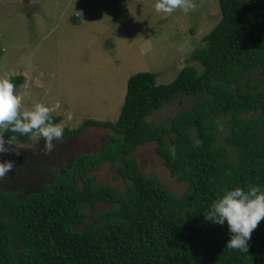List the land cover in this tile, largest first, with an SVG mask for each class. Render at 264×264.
Listing matches in <instances>:
<instances>
[{
    "label": "trees",
    "instance_id": "16d2710c",
    "mask_svg": "<svg viewBox=\"0 0 264 264\" xmlns=\"http://www.w3.org/2000/svg\"><path fill=\"white\" fill-rule=\"evenodd\" d=\"M219 10V22L190 56L201 72L185 65L168 84H157L153 72L132 74L115 122L63 128L62 138L87 126L106 128L109 142L95 153H79L21 198L1 192L0 264H264V219L241 252L225 246L226 225L203 218L223 190L264 187V0H219ZM254 69L262 80L244 81ZM9 77L15 87L23 82ZM181 94L199 103L174 115L169 127L150 124L152 113ZM248 111L255 116L245 119ZM219 116L228 117V133L217 147ZM5 135L20 143L29 139ZM149 142L156 143L167 174L187 185L181 194L140 171L130 156ZM104 163L115 169L123 190L96 182ZM100 203L113 207L81 229L88 219L84 209L93 213ZM5 216L14 217L11 226Z\"/></svg>",
    "mask_w": 264,
    "mask_h": 264
},
{
    "label": "rangeland",
    "instance_id": "374dc122",
    "mask_svg": "<svg viewBox=\"0 0 264 264\" xmlns=\"http://www.w3.org/2000/svg\"><path fill=\"white\" fill-rule=\"evenodd\" d=\"M194 2L196 7L187 14L179 9L164 14L155 11V0H0V30L5 34L3 41L8 47L0 59V76L4 71L21 69L26 75L43 81L45 89H38L36 80L25 78V81L23 78L31 89L24 109L30 108L35 102L40 103L43 95L48 94L45 96L48 103L43 104L53 114V103L49 101H60L62 109L72 114L73 122L83 123L93 117L105 121L114 116L115 119L108 120L115 121L123 103L126 79L132 74L156 71V82L168 84L185 65H194L198 72L202 71V67L190 60V56L195 49L203 46V37L216 26L221 13L219 0ZM33 14L34 17L30 18ZM248 78L257 82L262 80L257 69L246 73L243 80ZM26 83L19 88L20 92H24ZM94 96H103L104 101L98 103ZM198 101L195 100V103ZM167 103L170 102H165L164 111L177 109L174 104L167 106ZM103 105L105 109L101 113L98 106ZM242 116L249 119L255 114L248 111ZM227 120L228 117L221 116L214 119L216 126L220 127L215 130L220 139L216 143L217 147L228 133ZM103 133H92L90 130L79 137L83 139L75 148L73 143L67 144L71 147L70 151L72 148L84 150L87 145L95 146L100 138L104 139ZM58 144L60 149L55 147L45 154L46 158L35 169L21 164L22 156H18V168H13L14 171H10L6 179L0 180L2 190H7L8 186L18 188L22 184L27 193L39 189L40 186H34L33 183L39 177L44 180L50 178V164L53 166L57 163L60 153L67 148L66 144ZM152 146L154 149L155 144ZM147 147L138 154L136 151L142 172L157 176L175 195L184 192L187 185L169 176L162 161L150 149L151 145L149 149ZM228 150L234 149L228 146ZM56 168L61 173L60 167ZM98 172L96 182L123 190L124 184L116 179L118 175L115 169L103 164ZM112 207L100 203L93 213L89 207L85 208L88 219L80 228H85L96 213ZM5 218L11 226L14 217Z\"/></svg>",
    "mask_w": 264,
    "mask_h": 264
},
{
    "label": "clouds",
    "instance_id": "9594fccd",
    "mask_svg": "<svg viewBox=\"0 0 264 264\" xmlns=\"http://www.w3.org/2000/svg\"><path fill=\"white\" fill-rule=\"evenodd\" d=\"M196 7L194 0H155L157 13L171 14L177 9L187 14ZM50 109L39 102L21 111V97L15 92L11 77H0V154L19 155L22 147L20 137L42 138L44 150L51 152L56 141L62 139L64 129L54 123ZM15 161L0 160V178L13 170ZM204 220L216 225H226L229 239L225 246L246 252L247 241L258 223L264 219V187L251 185L246 190L241 187L225 189L208 205Z\"/></svg>",
    "mask_w": 264,
    "mask_h": 264
},
{
    "label": "crops",
    "instance_id": "0c3cea01",
    "mask_svg": "<svg viewBox=\"0 0 264 264\" xmlns=\"http://www.w3.org/2000/svg\"><path fill=\"white\" fill-rule=\"evenodd\" d=\"M34 15L35 14H33V15H31L30 16V18H33L34 17ZM39 15V14H38ZM4 36H5V34H3V31L2 30H0V59H2L3 57H4V54H5V52H6V50L8 49V47H7V45L4 43V41H3V38H4ZM2 39V40H1ZM6 58V57H5ZM179 71V70H178ZM2 75L0 76V77H9V76H22L23 78H24V80L25 81H27L28 80V78H32V79H34V80H36V84H38L37 86V88L38 89H40V88H43V89H45V85H43V81H41V80H39V79H37V78H34V77H31V75H26L25 73H24V71H21V69L20 70H17V71H13V72H2L1 73ZM155 74H156V77L158 76V72L156 73V71H155ZM25 78H27V80L25 79ZM125 78H127V77H125ZM126 80H128V79H126ZM105 82H108V80H106ZM23 83L25 84L26 82H24L23 81ZM23 83L22 84H20L19 86H16L15 87V92H16V94L17 95H19L20 97H21V111H23L24 110V107H23V105L28 101L27 99H28V97H29V94H30V87H28L27 85H28V83H26V87H25V90H24V92L22 93V92H20L19 91V88H22V85H23ZM42 84V86H39V84ZM125 82H122V84H124ZM127 83V82H126ZM157 83V82H156ZM158 84V83H157ZM123 90V89H122ZM125 93H126V88L124 87V92H123V101H124V96H125ZM46 95H48V94H45V95H43V98H41L40 99V103H42L43 104V102H46L45 101V96ZM120 95H122V93L120 94ZM94 98L96 99V101L98 102V103H102L101 101H104V98H103V96H94ZM121 98V97H120ZM186 99H187V101H186ZM198 98L197 97H195V96H186V95H183V94H181L180 96H177L175 99H173V101L172 100H169V101H166V102H170V103H167V106H169V104H174L175 106H176V110L175 111H164V109L166 108H163L164 107V104H165V102H164V104H163V106L161 107V108H159L158 110H156L154 113H152L149 117H148V121L150 122V124H152V125H155V126H160V125H165V126H170V122H171V118L174 116V115H176L177 113H179V112H181V111H185V110H189L190 108H192L193 106H195V105H197L198 103H199V101L197 102V104L195 103V100H197ZM122 100H120V102H121ZM172 101V102H171ZM50 102V104H52L53 103V107H52V110H54V114L53 113H51V111H50V115H52V116H57V117H60V121L58 122L60 125L63 123L64 125H61L63 128H68L69 130H75V129H78L83 123L82 122H73V118H72V114L70 115L66 110H64V109H62V106H61V104H60V101H57L56 103L54 102V101H49ZM184 102L186 103L185 105H184ZM46 103H48V102H46ZM123 104V103H122ZM182 106V107H181ZM99 107V109H100V111H101V113H103V111H104V109H105V105H103V106H98ZM122 107V106H121ZM179 107V108H178ZM121 110V109H120ZM171 112V113H170ZM119 114H120V112H119ZM119 114H118V117H119ZM118 117H117V119H118ZM116 117L114 116V117H108L105 121H101V122H111V121H109L108 119H115ZM116 119V120H117ZM87 120H95V121H99V120H102V119H100V118H98V117H93L92 119H87ZM115 120V121H116ZM115 121H112V122H115ZM215 122V121H214ZM217 128H218V130H219V128L220 127H218V125H217ZM91 130V132L93 133V132H104L105 133V138L103 139V138H100V140L96 143V145L95 146H92L91 144V146H86V148H84V150H81L80 151V153H95V152H97L100 148H101V146L104 144V143H107V142H109L110 141V138H111V136H112V132L110 131V130H108V129H106V128H102V127H94V126H87V127H85V129H83V130H81L77 135H75L74 137H70V138H64V139H61V140H59V141H56L55 142V147H59L60 145L58 144V143H60L61 142V144H66L67 145V148H71V147H69L68 146V144L67 143H69V142H72V143H74V144H80V142H81V140L83 139V138H81V139H79V137L82 135V134H86V133H88V131H90ZM103 133V134H104ZM171 137L172 136V134L171 133H168L167 135H166V138H168V137ZM218 136V135H217ZM33 139L34 138H30L26 143H28V145H31L32 144V141H33ZM66 141V143H65V141ZM25 143V144H26ZM70 145H71V143H69ZM152 144H155V146H154V149H152ZM86 144H84L83 146H85ZM150 145H151V147H150ZM146 146H148V147H150V149L151 150H153V152L156 154V152H155V148H156V143L155 142H149V143H146V144H143V145H140V146H138L136 149H134L132 152H131V154H130V156L132 157V158H134L135 160H136V162L138 163V167H139V169H140V171H142V169H141V165H140V162H139V159H138V157H137V154L140 152V151H142V150H145V148L144 147H146ZM147 147V148H148ZM66 148V149H67ZM59 149H60V147H59ZM149 149V148H148ZM72 150H73V148H72ZM136 151H137V154H136ZM148 153L150 154V150L148 151ZM159 158V157H158ZM160 160V159H159ZM104 164H106V165H109L110 166V164L109 163H104ZM103 166V165H102ZM157 177V176H156ZM120 181H121V179H120Z\"/></svg>",
    "mask_w": 264,
    "mask_h": 264
},
{
    "label": "flooded vegetation",
    "instance_id": "af4514ba",
    "mask_svg": "<svg viewBox=\"0 0 264 264\" xmlns=\"http://www.w3.org/2000/svg\"><path fill=\"white\" fill-rule=\"evenodd\" d=\"M257 70H258V73L260 74V70L259 69H257ZM170 111H173V110L171 109ZM62 139H64V138H62ZM26 142L20 143L22 145V147L17 149L20 152L19 155H15L13 153L0 154V158L4 156L2 158L3 160L11 159V160L15 161L14 170H16L18 168L16 166L18 164L17 163L18 162V156H19V158H20V156H22L20 159L21 164H23L25 166H29V168H33V169L38 168L40 166V164L43 162V159L45 157L44 155L47 153H50V152H46L44 150V140L42 138H39V139L34 138L31 145H28V143H26ZM65 143H66V141H65ZM69 143H72V142H69ZM73 145H75V146H73L74 148L76 147V145L78 146V144H74V143H73ZM80 151H81V149H79V148L73 149L71 151L69 148L65 149V151L60 153L59 161L57 163H55L53 166H51L52 164H50V166H49L50 167V171H49L50 178H48V180H44L41 177H39V178H37L36 182L33 183V185L34 186H40V188H41L43 186V184L49 182L52 179V175L55 172H57L56 166L60 167L61 170H62L63 166L69 167L73 158H75V156L78 155L80 153ZM71 153H73V154H71ZM65 154L66 155L68 154V156H66ZM14 156L16 157L15 160L12 159V157H14ZM43 169H46V168L43 167ZM9 173L7 175H9ZM3 179H6V178L5 177L0 178V180H3ZM0 186H2V185H0ZM5 191H15L17 194V197L21 198L22 196L25 195L26 187L23 184L21 186H19L18 188H15L13 186H8V189ZM5 191H3L2 188L0 187V196H1V192H5ZM22 192L24 193L23 195L21 194Z\"/></svg>",
    "mask_w": 264,
    "mask_h": 264
}]
</instances>
